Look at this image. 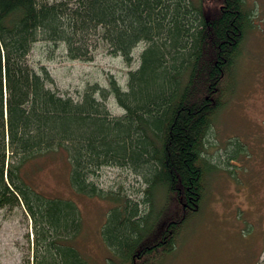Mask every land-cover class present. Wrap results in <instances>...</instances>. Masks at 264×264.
<instances>
[{
	"label": "trees",
	"instance_id": "1",
	"mask_svg": "<svg viewBox=\"0 0 264 264\" xmlns=\"http://www.w3.org/2000/svg\"><path fill=\"white\" fill-rule=\"evenodd\" d=\"M217 1L0 0V205L26 204L37 231L36 264H90L71 244L81 232L77 203L28 193L23 167L55 149L69 160L74 190L116 203L102 230L113 251L135 264L172 249L180 225L164 220L163 229L149 233L153 196L162 188L176 206L185 201L197 210L217 95L253 26L246 0ZM37 42L65 44L72 59L107 43L127 62L134 47L146 46L125 90L110 77L109 89L92 86L73 97L29 59ZM110 93L122 115L108 108ZM116 164L145 178L144 209L95 183L104 165ZM159 231L165 244H145Z\"/></svg>",
	"mask_w": 264,
	"mask_h": 264
},
{
	"label": "rangeland",
	"instance_id": "2",
	"mask_svg": "<svg viewBox=\"0 0 264 264\" xmlns=\"http://www.w3.org/2000/svg\"><path fill=\"white\" fill-rule=\"evenodd\" d=\"M193 2L198 4L199 0ZM211 3L218 5L219 1ZM247 3L254 20L235 65L240 80L228 95V105L214 117L216 139L212 131L205 137L203 156L222 166L205 174L202 205L181 226L172 249L157 257H143L142 264H264V0ZM145 46L141 43L134 48L131 63L110 54L104 46L98 48L93 61L68 58L61 47L54 54H47L48 46L43 44L35 50L50 68L53 85L78 97L88 84H106L112 75L125 83L128 71L139 66ZM109 105L113 114L122 113L113 98ZM230 154V161L223 166ZM52 156L23 168L30 189L77 203L81 232L75 245L90 264H130L119 250H111L102 236L108 212L116 203L74 190L66 163ZM94 181L105 191L138 202L141 209L149 204L144 202L148 183L130 167L104 166ZM167 197L162 188L153 196L149 233L163 229L159 225L165 217L176 212L166 206ZM31 218L22 203L0 207V264H32L37 251Z\"/></svg>",
	"mask_w": 264,
	"mask_h": 264
},
{
	"label": "bare ground",
	"instance_id": "3",
	"mask_svg": "<svg viewBox=\"0 0 264 264\" xmlns=\"http://www.w3.org/2000/svg\"><path fill=\"white\" fill-rule=\"evenodd\" d=\"M45 1H47V2H51V3H57L58 1H60V0H45ZM246 2H247V0H246ZM248 4V3H247ZM196 6H198L199 4H195ZM251 19H252V22H253V20H254V13L251 15ZM247 32V31H246ZM245 36H246V33H245V35H244V37H243V40H241V42H240V54L238 55V57H237V60H239L238 58H239V56L241 55V52H242V47H243V44H244V42H245ZM39 45H42V42H37L36 43V46H39ZM47 46V45H46ZM99 46H104V47H108V44L107 43H101ZM138 46V45H137ZM63 48V50L65 49L64 47H66L65 46V44H61L60 46H55V48H51V47H49L48 46V48H47V54L49 53V52H51V54L53 53L54 54V51L57 49V48ZM135 48V47H134ZM134 48H133V50H132V55H133V51H134ZM98 49H96V50H92L91 52H88V57H86V58H82V60H84V61H93L94 59H95V57H96V55H97V51ZM113 55H120V56H122V54H120V53H118V54H113ZM29 56V59H31V60H33V62L38 66V69L41 67V66H43V65H45L48 69H49V71L51 72V70H50V68L45 64V62H44V59L42 58L43 56H42V54H38L37 52H36V50L34 49L33 51H32V53H31V55L29 54L28 55ZM53 56H47V58H52ZM68 57V56H67ZM47 58H45V60L47 59ZM68 58H70V57H68ZM122 58H123V60L126 62V63H131L133 60H134V55H133V60L131 61V62H127L125 59H124V57L122 56ZM72 59V58H71ZM237 60H236V62H235V64H234V66L230 69V71L229 72H227V73H225L224 74V76H225V78L228 80V83H226V84H224L223 85V87H222V91L217 95V98H219L220 99V104H221V107L220 108H218L217 109V111H216V113H215V115H214V117L216 116V115H218V113L224 108V106L225 105H228V101L230 100V96H228V95H231L232 93H233V91L236 89V87L238 86V83H239V80H240V77L238 76V74H237V69H236V67H235V65H236V63H237ZM137 68V67H136ZM133 69H135V68H133ZM133 69H130L129 71H128V75H127V79H126V82L125 83H120L119 81H118V79L115 77V75H112V76H109L108 77V81H107V83L106 84H101V83H99V82H94V83H91V84H88L86 87H85V89L82 91V92H80V94L79 95H83L90 87H92V86H98V87H100V88H106V89H109L110 88V82H109V78L110 77H114L115 79H116V81L118 82V84H120V86H121V88L123 89V90H125L126 88H127V85H128V81H129V76H130V72L133 70ZM51 74H52V72H51ZM53 76V75H52ZM54 79V78H53ZM50 84H52V83H50ZM53 86V85H52ZM64 92V91H63ZM66 93V92H65ZM69 94V93H68ZM71 95V94H70ZM114 99L115 100V102L117 103V106L122 110V113L121 114H116V115H122L124 112H125V110H124V108L117 102V100H116V97H115V95L113 94V93H110V95H109V97L107 98V100H106V104H107V106H108V108L111 110V112L113 113V111H112V109L110 108V105H109V101H110V99ZM217 118V117H216ZM215 118V119H216ZM213 123H214V118H213V120H212V122H211V126L209 127V129H208V132H213V136L215 137L216 136V134H217V129L215 128L216 126H212L213 125ZM215 139H216V137H215ZM228 147H229V144H228ZM229 150H230V147H229ZM205 151V150H204ZM61 152H62V150L61 149H55V150H51V151H48L47 152V155H45L44 157H39L38 159H36V160H33L32 162H29L28 164H30V163H32V164H34L36 161H38L39 159L41 160V159H44V158H47L49 155H53L52 156V158L53 159H59V160H62V161H64L65 163H66V165H67V167L69 168V176H70V181H71V166H70V163H69V160L67 159V157L66 156H64L63 154H61ZM56 154H61V155H56ZM230 159H231V154H230V157L227 159V161H225L224 163H223V166L224 165H226L229 161H230ZM49 159H46L45 161H48ZM27 165V164H26ZM25 165V166H26ZM116 165H119V166H121L120 164H116ZM205 165V174L207 173V171L209 170V169H211L212 171L214 170V171H216L214 168H215V166H218V167H221L222 166V164H220V163H215V162H212V161H208L207 160V163L206 164H204ZM24 166V167H25ZM104 166H109V165H104ZM103 166V167H104ZM23 167V168H24ZM8 168V163H7V166H6V169ZM7 170H5V175H7ZM22 173H23V169H22ZM24 174V173H23ZM24 176H25V178H26V186L30 189V185L28 184V182L30 181V179H28L27 177H26V175L24 174ZM204 177H205V175H204ZM71 185H72V183H71ZM72 187H73V185H72ZM31 190V189H30ZM204 191H205V179H204ZM36 192V193H35ZM109 192H112V193H114V194H116L115 192H113V191H109ZM29 194H31L33 197H38L39 195L37 194V193H40V194H42L43 196H46V195H44L43 193H41V192H38V191H33V190H31V191H29L28 192ZM204 196H205V193H204V195H203V197H202V200L201 201H199L198 203H197V210H199L200 209V207H201V205H202V202H203V199H204ZM46 197H48V196H46ZM52 198H56V197H52ZM166 199L168 200L167 201V207H169V208H173L176 212H170V214L169 215H167L166 217H165V221H166V224L167 225H173V227L174 226H177V225H180L179 226V230L181 229V226L184 224V222L191 216V214H192V212H190V208H189V206H188V203L187 202H180V207L179 206H176V204L175 203H173L172 205H171V201H172V199H170L169 197H167V198H165V201H166ZM170 201V202H169ZM22 203V202H21ZM16 204H19V202L18 203H12V204H9V203H4L3 205H0V207H4V206H6V205H9V206H14V205H16ZM23 204V206H24V208H25V210L27 211V213L28 214H30V212L27 210V206H26V204L25 203H22ZM110 212V211H109ZM108 212V213H109ZM32 217V216H31ZM32 219V222H33V226H34V230H35V233H36V238H35V241H36V251H37V231H36V227H35V221H34V219L33 218H31ZM107 221V220H106ZM179 230L177 231V233H176V235H175V240L173 239V243H175L176 242V240H177V238H176V236H177V234H178V232H179ZM78 237H79V235L75 238V240H74V242H71V244H73L75 247H76V245H75V241L78 239ZM163 237L164 236H161V234H159V235H157L156 234V232L155 233H153L152 235H150L149 237H147V239L145 240V244H147V245H149L150 243H155V244H165V240L163 239ZM106 245L110 248L111 246L106 242ZM160 247V246H159ZM77 248V247H76ZM78 249V248H77ZM111 249V248H110ZM153 249V248H152ZM79 250V249H78ZM112 250V249H111ZM80 251V250H79ZM80 253H81V251H80ZM82 254V253H81ZM83 255V254H82ZM84 256V255H83ZM85 257V256H84ZM131 263L130 264H133V262L131 261V260H129ZM139 259H135V261H134V263L135 264H140L141 262L139 261ZM32 264H36V254L33 256V261H32Z\"/></svg>",
	"mask_w": 264,
	"mask_h": 264
}]
</instances>
